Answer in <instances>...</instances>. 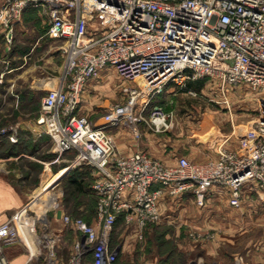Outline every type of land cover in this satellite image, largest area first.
<instances>
[{
    "label": "built area",
    "instance_id": "1",
    "mask_svg": "<svg viewBox=\"0 0 264 264\" xmlns=\"http://www.w3.org/2000/svg\"><path fill=\"white\" fill-rule=\"evenodd\" d=\"M26 8L46 16L45 35L62 42V78L42 99L40 123L55 153L75 152L93 170L95 219L86 223L62 215V223L78 237L61 261L55 240H40L35 216L22 223L12 216L0 224V264H8L3 248L19 242L31 257L32 248L42 244L41 264H116L118 251L109 250V237L120 214L123 224L142 229L161 222L158 203L164 195L188 192L200 207L213 189L226 192L229 205L238 207L247 192H264L262 98L241 148L221 149L204 163L183 156L166 165L141 151L120 156L109 134L125 126L136 139L139 125L164 132L170 116L151 100L166 86L181 90L188 82H214L225 104L228 85L264 94V0H0L6 42ZM105 68L120 79L124 100L105 106L92 122L77 108L84 87ZM2 139L16 142L13 128L0 129Z\"/></svg>",
    "mask_w": 264,
    "mask_h": 264
},
{
    "label": "crops",
    "instance_id": "2",
    "mask_svg": "<svg viewBox=\"0 0 264 264\" xmlns=\"http://www.w3.org/2000/svg\"><path fill=\"white\" fill-rule=\"evenodd\" d=\"M46 27V16L37 9L26 8L20 19L10 26L9 42L5 40L6 29L0 28V111L3 104H15L24 109L20 110L15 118L13 130L17 139L16 142L3 139L0 141V148L4 142L12 145H17L20 141L30 143L27 151L21 149L11 157L4 158V162L13 161L15 162L14 165L0 164V224L12 216H17L19 223H22L27 215L35 216L39 221L38 213L33 211L36 206L33 205L32 199L33 190L38 186L40 175L34 173L33 176V168L16 162L21 159L34 161V158L43 152L45 144L48 142L46 136L42 134V126L39 125L36 118L37 112L25 111V108L29 109L26 105L30 104L34 94L43 93L44 97L48 90L55 88L58 84L61 63L58 61L60 58L56 59L55 53L62 57L59 44L62 42L45 35ZM108 70L110 69L102 70L98 77H102V73ZM93 82L87 83L83 91L84 95L89 94L94 89ZM174 93L175 89L166 86L159 95L152 98L151 103L166 100ZM93 105L80 103L77 114L92 122L96 121L97 115ZM144 113V116L148 117V111L146 110ZM248 116L246 113L230 114L227 119V122H230L229 126L222 130L216 129L217 134L214 133V135L204 132V128L207 126L205 124H210L208 119L204 120L205 124L198 134L199 138L195 151L185 146L180 147L182 143H177L173 139L170 140L169 137H164L161 133L150 132L144 125L138 126L141 135L136 139L125 126L112 128L109 130V134L112 137L115 150L120 156L141 151L166 165L174 163L178 157L183 156L190 162L199 164L214 160L221 149L238 151L241 148L240 139L252 121ZM81 163L75 159L73 177L81 183L87 180L91 181L94 178L93 170L90 167L89 170L86 164L84 166ZM26 171L29 174L22 175ZM35 181L37 183L32 186ZM228 201L229 197L226 192L211 189L204 206L197 207L193 196L184 192L180 196L164 195L159 199L158 208L161 211V222L182 218L187 221L191 228L198 225L195 232L199 234L214 230L218 236L221 234V237L224 236L225 238H232L235 233L246 231L250 226L264 220L263 191L247 192L242 197L238 207L230 206ZM62 215L63 207L61 206L49 219L48 225L41 227L37 222L38 232L41 230L48 231V228L56 222H60L63 228L66 227L61 221ZM93 221L94 219L90 223ZM63 228L57 230L58 234L47 232V237L53 238L55 244L56 242H64ZM69 229L73 231L71 228ZM74 234L76 233L74 232ZM214 239L216 240V237ZM224 243L223 240H217L216 242L202 243L201 247L207 253L212 254ZM114 249L118 251L116 264H120L119 256L124 254V247L116 245ZM31 253L33 254L32 257L29 250L21 242L5 246L2 250V255L8 264H27L28 262L41 264L39 248H32ZM56 256L59 260L64 261L57 253Z\"/></svg>",
    "mask_w": 264,
    "mask_h": 264
},
{
    "label": "rangeland",
    "instance_id": "3",
    "mask_svg": "<svg viewBox=\"0 0 264 264\" xmlns=\"http://www.w3.org/2000/svg\"><path fill=\"white\" fill-rule=\"evenodd\" d=\"M59 44L61 47L62 44ZM55 56L56 59L60 58L58 61L61 63L59 82L62 78L63 57H59L57 53ZM102 74V77H97L88 82L89 84L94 81V89L85 95L83 90L82 101L80 102L82 104H94L93 109L97 118L103 115L105 106L124 100L120 79L114 71L110 69ZM223 91L227 104L223 103L224 98L218 84L206 80H197V82L181 88V90L175 89L173 95L159 102L163 105L158 102L151 103V105L158 103L157 105L162 106L165 113L167 112L170 116L168 127L161 134L164 137H169L170 140L173 139L177 143H182L180 147L185 146L194 150L197 147L198 134L205 124L204 120L210 121V124H205L207 126L204 128V132L214 135V133L217 134L216 129L222 130L229 126L230 122H227V119L230 114L246 113L250 120L255 118L259 99H264L263 92L254 91L247 85L240 87L228 85V87H224ZM43 95V93L34 94L30 104L26 105L29 109L25 108V111L37 112L36 118L40 126V107ZM1 107L0 129L14 128L18 112L24 109L15 104H3ZM146 110L148 111L145 109L142 113L143 116ZM144 117L145 119L148 118ZM42 134L44 133L42 132ZM45 136L48 142H46L43 152L38 154L34 161L21 159L16 162L33 168V176L34 173L40 175L38 186L33 190L32 199L33 205L36 206L33 211L38 213V225L41 227L48 225L49 219L61 206L63 207V215L93 220V207L96 205V199L93 200L90 194L87 195L88 186L93 180L82 182L84 190L76 191L75 184L69 180V176L73 173L76 154L67 152V154L60 156L54 153L49 137ZM29 146V142L20 141L17 148L14 149L16 152L21 151V149L27 151ZM9 148L11 147L7 142H4L0 148V164H15L13 161H3L4 158L11 157L16 153L14 149L8 152ZM58 156L61 159H58ZM81 164L84 165L85 163L82 162ZM87 167L90 170L88 165ZM25 174H29V172L22 173V175ZM36 183L35 181L32 186ZM62 228L60 222L53 223L48 231L41 230L39 232L40 240L42 243L45 242L49 232L58 234L57 230H62ZM195 229H198V225L191 228L187 221L182 218L180 220H163L154 225L136 229L133 226H126L117 217L109 237V250L113 251L115 245L124 247V254L119 256L120 264L145 262L151 264H264V220L250 226L246 231L235 233L232 238L221 237V234L219 237L214 230L199 234L195 232ZM62 233L65 235L64 242H56L54 252L66 260L71 252L72 243L78 236L67 226L63 228ZM217 240H223L225 243L220 245L215 253L209 254L201 247L202 243L216 242ZM41 245L39 261H42L46 255V249L41 248Z\"/></svg>",
    "mask_w": 264,
    "mask_h": 264
},
{
    "label": "trees",
    "instance_id": "4",
    "mask_svg": "<svg viewBox=\"0 0 264 264\" xmlns=\"http://www.w3.org/2000/svg\"><path fill=\"white\" fill-rule=\"evenodd\" d=\"M197 82V81H196ZM192 83H195V82H188L187 83V86H189L190 84H192ZM16 144H10V147L11 148H9V150H7L8 152H10V151H13V149L14 148H17V145L15 146ZM14 152H16L15 151V149H14ZM13 152V153H14ZM73 173L71 174V176H69L70 178H69V180H71V181H73V183L75 184V190L76 191H81V190H84V188L82 187V183H81V181H76V178H74L73 177ZM93 180V179H92ZM91 184H92V182H91ZM91 184L88 186V191H87V195H89L90 194V197L91 198H93V200H95V197H94V195H93V193H92V191H91ZM94 209V218L93 219H95V207H93ZM70 217H72V218H78V217H74V216H70ZM120 220H121V222L123 221L122 220V214H120V215H118L117 216ZM83 221H85L86 223H90V221L89 220H85V219H83V218H81ZM116 246V245H115ZM115 248V247H114ZM118 256V255H117ZM117 258V257H116ZM86 260L87 261H89V256L88 257H86ZM117 260V259H116Z\"/></svg>",
    "mask_w": 264,
    "mask_h": 264
}]
</instances>
